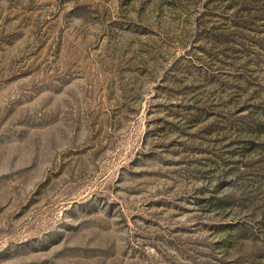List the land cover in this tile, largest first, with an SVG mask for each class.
Here are the masks:
<instances>
[{"label":"rangeland","instance_id":"374dc122","mask_svg":"<svg viewBox=\"0 0 264 264\" xmlns=\"http://www.w3.org/2000/svg\"><path fill=\"white\" fill-rule=\"evenodd\" d=\"M0 264H264V0H0Z\"/></svg>","mask_w":264,"mask_h":264}]
</instances>
